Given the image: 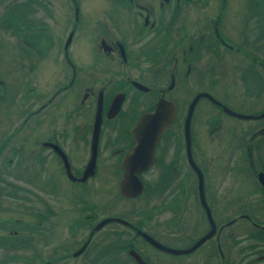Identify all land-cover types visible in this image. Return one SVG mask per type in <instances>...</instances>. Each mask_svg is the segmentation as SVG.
Listing matches in <instances>:
<instances>
[{
    "label": "flooded vegetation",
    "instance_id": "obj_1",
    "mask_svg": "<svg viewBox=\"0 0 264 264\" xmlns=\"http://www.w3.org/2000/svg\"><path fill=\"white\" fill-rule=\"evenodd\" d=\"M87 1L92 7L90 10H98V16L102 14L94 21L92 28L95 30L88 36L80 35L79 27ZM228 1L14 0L12 4H1L3 0H0V49H3L0 54V163L10 166L13 175L31 182L33 188L31 204L23 210L30 221L3 218L6 235L21 236L20 240L29 235L33 239L49 236L57 244L68 245L61 248L60 253H56V247H51L48 261L52 263L69 255H79L92 244L96 250L94 260L103 255L113 260V264H119L120 252H124L133 264H137L128 253L131 248L141 256L143 264H167L147 249L188 257L205 243L207 250L204 248L201 252H207L204 255L206 261L218 257L219 264L234 261L247 264L249 257L241 254L239 260H234L230 244H227L232 235L230 226L235 220L230 216L226 218L230 214V209L225 207L227 201L224 200L223 212H220L224 213V220L218 221L215 208L218 211L221 208L214 205L208 190L204 165H216V161L209 163L212 147L203 141L212 138L218 119L211 122L215 125L205 126L202 134L199 122L204 101L214 112L216 108L239 119L264 117V104L260 109L245 110V100L235 95L227 98L215 87H210L215 74L213 66L204 60L207 59L205 52L213 59L224 60L225 64L242 65L245 57L264 72V57L260 55L263 36L249 38L248 33L223 32L221 13ZM256 3L258 10L264 8V0H256ZM57 5L64 13H70L69 22L59 24L66 27L64 33L56 32ZM199 5L202 8L208 6L204 29L189 32L187 27L193 25V17L185 14V9ZM7 32L9 39H4ZM198 92L209 96L200 95L193 104L188 118L187 144L185 117L191 99ZM242 96L248 101L246 92L242 91ZM118 97L120 100L116 104ZM160 101H165L171 110L170 119L156 137L150 162L143 151L135 152L127 161L131 165V179L140 182V190L133 196L122 195L119 182L126 171L122 160L132 154L136 146L132 129L141 114L152 111ZM224 107L237 113L261 115L239 117L228 113ZM248 132L247 128L231 132L235 136L227 140V146L215 151V156H219L216 158L222 160L217 165H221V173L227 170L246 174L243 171L249 159L250 170L248 167L246 171H250L264 197V187L258 181V173L264 174V161L256 164L250 160L252 153L260 158V140L255 138L264 137V124L252 127L248 137L250 143L243 144L241 140ZM232 142L234 144L229 145ZM92 148L94 157H91ZM199 175L203 199L214 223L210 235L182 253L154 246L142 232L167 246L166 242L173 241L152 231L150 222L153 218L172 210V216L185 220V216L182 218L184 182L192 180L194 183L191 193L197 219L195 215L191 233H187L185 241H178L183 244L175 243L176 247H189L210 229L206 209L200 201ZM63 177L72 184L71 189L62 184ZM93 178L102 179L95 185L97 187L108 179L116 181V194L120 198L142 197L144 205L131 206L128 211L124 207L114 210L110 207L99 215L103 206L95 211L97 205L87 202L88 182ZM21 188L25 187L19 190ZM61 190L72 192L74 198L69 204L57 207L50 198L63 194ZM132 190L136 191V187ZM15 195L21 199L25 197L19 193ZM152 197L157 200L152 201ZM238 216L249 219L246 213ZM107 217L114 218L93 229L97 222ZM201 219L205 226L199 230L197 225L201 224ZM178 222L176 219L174 224ZM250 223L264 231L262 224L251 220ZM8 224L12 225L10 229ZM110 224L121 226L115 240L112 243L102 242V238L96 240L95 233ZM78 230H86V233L76 247L70 248ZM85 240L84 247L74 254Z\"/></svg>",
    "mask_w": 264,
    "mask_h": 264
},
{
    "label": "rangeland",
    "instance_id": "obj_2",
    "mask_svg": "<svg viewBox=\"0 0 264 264\" xmlns=\"http://www.w3.org/2000/svg\"><path fill=\"white\" fill-rule=\"evenodd\" d=\"M13 1L14 0H3V3L1 4H12L11 2ZM88 2L89 1H87V4H84L82 24H79L81 29L80 35L87 36L94 32L95 29L92 28V26L97 17H102V14H99L98 16V10L89 9L92 7L91 5H88ZM98 3L100 4V1H98ZM65 5L67 6V2ZM102 5L105 4L102 3ZM95 8H98V5H96ZM207 8L208 6L202 8L201 5L186 7L185 14H190L193 17V25L187 27V31L190 32L204 29L203 24L206 15H208V11L205 12ZM263 9L258 10L256 0H229L228 4L226 6L224 5L221 13V17L224 18L223 32L248 33L249 38L258 37V35H260V37L263 36L264 38ZM224 12L225 14L223 15ZM63 13L64 9L57 5V33H64L66 27L64 29L63 26L61 27L59 24L63 25L64 22H69L70 20L69 11L65 12V15L62 17ZM8 33L9 32L6 33L7 38L5 37L4 39H9ZM262 42L264 44V40ZM0 54H3V49H0ZM260 55L264 57V46L263 49L260 50ZM204 56L207 58L204 60H208V62L213 66L212 70L215 74V78L210 84L211 88L215 87L216 91L220 92L222 96L227 98L235 95L239 99L245 100L246 103L243 105V108H245V105L247 106V109L245 110L260 109V107L264 104V81L260 82L258 80V78H262L264 80V72L261 70V68H258L256 65L250 63L249 59L246 60L245 57L242 58V61L244 62L242 65H234L233 62L231 64H225L224 60L213 59L214 57L210 55L209 52H205ZM250 80L252 82V86L250 85ZM242 91L246 92V97H249L248 101L244 96H242ZM213 112V108L208 107L207 103L204 101L202 113L199 118V122H201V134L204 131L205 126L208 127L207 125H215L211 124V122L218 119L217 128L214 130L212 138H206L203 141L204 144L212 147L209 163L211 161H216V165H204L206 167L205 171L207 172V185L208 190H210V198L213 200L214 205L220 206L221 208L219 211L217 207L215 208V217L218 221L224 220L225 215L224 213L220 214V212H223L224 200H226L227 206L225 207L230 209V214L226 215V218L227 216L235 218L229 230L232 235L230 240L228 239L227 241V244H230V251L233 259L239 260L241 254H246V256L249 257L247 264H264V231L258 230L257 227L250 223L251 220L264 225V197L261 196V191H258V183L250 171H246L248 167L250 170L249 159L246 161L247 167L245 168V172L243 171V173H246L247 175L242 174V171L232 172L226 170L222 171L221 173V171H219L221 165L217 164L222 160L216 158L218 155L215 156V151L218 148L227 146V140L231 136L232 138L235 136L234 133L231 134V132L234 130L240 129L241 131L242 129L246 128L249 130L247 137H244V140H241L243 141L242 143L245 144L246 141H248L252 127L264 124V117L254 119H239L234 116L219 112V110L216 108L215 112ZM210 113L213 114L207 116ZM255 139L260 140V149L258 153L260 158L258 156H254L252 153V159L250 160L256 164H262L261 160L264 161V137L263 135H260ZM234 142L230 143L229 145H233ZM248 143H250V141H248ZM238 145H240V139ZM204 158L206 159L207 157L204 156ZM236 159L232 160L234 161ZM28 169H30V167H28ZM11 170L12 168L10 166H3L2 162L0 163V264H43L44 262L48 261V258L52 253L51 247H56V253H60L61 248H67L68 245L62 246L61 244H57L52 239H50L49 236H46L45 238L40 237L39 239H33L29 235L27 238L23 236L24 238L20 240L21 236L16 237L6 235V231L4 230L6 224H3V218H16L30 221V217L26 214L27 212L23 210L25 207H28L31 204V193L33 191L31 182H27L25 179L23 181L18 176L13 175ZM3 179L5 181L4 183ZM101 180V178H93L89 180L88 185L90 186H88L87 192V202L97 205L95 211L100 210L101 206H103L102 210L99 211V215L106 213L110 207H112L111 210H114L115 207L118 209L124 207L125 211H128L131 206L139 207L144 205L142 197L129 200L120 198V196L116 194L118 193L117 182L112 181L111 179H108V181H102V184H100L99 187L95 186L101 182ZM7 181L13 183L14 185H19L20 187L23 186L25 188H21L22 190H19L20 187L18 188L16 186L10 185L6 183ZM61 182L65 187L71 189L70 186L72 184L69 183L65 177L61 179ZM183 187L185 188L186 192L183 197V204L185 207L182 212V218L185 216V220L177 217L176 215L172 216L173 213L171 210L162 212V216H157L150 222L152 231L156 232L157 235L163 236L167 240L169 239L170 241H173L166 242L172 247L178 246L175 243L183 244L178 241H185L184 237L187 236L188 232L191 233L192 220L195 215L197 219V209H194L196 204L194 201V196L191 193V191L194 190V183L192 180L190 182H184ZM3 189L4 192L6 190L7 195L5 196H3ZM15 193L23 194L25 197L21 199L20 197H16ZM26 196L28 199H26ZM73 198L74 195L72 192L63 191V194H57L56 198L50 199L52 203L55 202L56 206L59 207L69 204ZM151 200L156 201L157 198L152 197ZM245 213L248 215L250 220L245 217L238 216ZM199 215L201 217L200 211ZM176 219L179 220L178 224H174ZM164 220L165 225L163 224ZM11 226L12 225L8 224V229H10ZM204 226L205 223L203 219H201V224L199 223L197 227L199 230H202ZM120 228L121 226L119 224L105 225L95 233L94 238L96 240H101L102 238V242L112 243L117 237V232L120 233ZM85 233L86 230L76 231V235L73 238L75 241L70 245V248L76 247ZM93 243H95L94 240ZM202 245L199 246L193 253H189L187 255L188 257L170 255L150 247L147 250L154 257H157V259H162L167 264H186L188 261H190V264H219L220 262L218 257H212L209 261L204 259V255L207 254V252L203 253L201 251L204 248L207 250V247L206 245ZM94 253H96V250L93 249V245L91 244L87 250L79 255H69L67 257L58 259L56 263L48 261L45 264H113V260H108L107 257H103V255L97 257V259L94 260V258H96ZM119 258V264H133L131 258L124 252H120ZM232 264L239 263L234 261Z\"/></svg>",
    "mask_w": 264,
    "mask_h": 264
},
{
    "label": "water",
    "instance_id": "obj_3",
    "mask_svg": "<svg viewBox=\"0 0 264 264\" xmlns=\"http://www.w3.org/2000/svg\"><path fill=\"white\" fill-rule=\"evenodd\" d=\"M203 94L209 96L208 93L198 92L191 99L190 104L188 106L187 114L185 117V124H184L187 144H188V118H189V115H190V112H191V109L193 107L195 100L197 99L198 96L203 95ZM119 100H120V98L118 97L116 100V104L119 103ZM224 109L228 113L237 115L239 117L258 116V115H252V114L237 113V112H235V111H233L227 107H224ZM170 111L171 110H169L168 107L165 105V101H160V103L156 104L155 108L152 111L145 112V113L141 114L137 123L135 124L134 128L132 129L133 133L135 134V138H136V146L134 147L133 153L129 154L128 156H125L122 160V165L125 167L124 169L126 170L123 178L119 182V192L122 195L133 196L139 192L140 189L138 186L140 185V182L131 179V175H130L131 165H129L127 163V161L135 152L143 151L147 155L146 156L147 161L149 160L148 162H150V160L152 159V151H153V147H154L156 137H157L158 133L168 123V120L170 119V113H169ZM93 154H94V148H92L91 157H94ZM92 159L93 158H91V161H92ZM258 180L262 184V186L264 187V174L262 172L258 173ZM133 187H136V191L132 190ZM198 189H199L201 204L205 207L207 217H208L209 222L211 224V227L207 231V233L200 236L193 244H191L187 248H175V247L164 245V244L158 242L157 240H155L154 238H152L149 234L142 232V235L144 236V238L147 239L149 242H151L154 246H156L160 249H163L165 251L172 252V253H182V252H187V251L193 249L204 238L208 237L210 235L211 231L213 230L214 223H213V220L211 218L208 207L205 204V201L203 199L202 179H201L200 175L198 178ZM111 218H114V217H107V218L100 220L99 222H97L94 225L93 229H97L102 223H104L105 221H107ZM262 227L264 228V226H262ZM86 242H87V240H85L83 242V244L78 249H76L73 253L77 254L78 252H80V250L84 247ZM128 253L134 258V260L138 264L144 263V260L141 258V256L135 250L130 248V249H128Z\"/></svg>",
    "mask_w": 264,
    "mask_h": 264
},
{
    "label": "trees",
    "instance_id": "obj_4",
    "mask_svg": "<svg viewBox=\"0 0 264 264\" xmlns=\"http://www.w3.org/2000/svg\"><path fill=\"white\" fill-rule=\"evenodd\" d=\"M48 262V261H47ZM47 262H44L43 264L47 263Z\"/></svg>",
    "mask_w": 264,
    "mask_h": 264
}]
</instances>
